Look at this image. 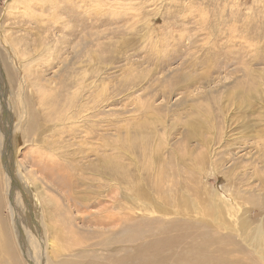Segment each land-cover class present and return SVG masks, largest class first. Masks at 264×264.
<instances>
[{
	"label": "rangeland",
	"instance_id": "374dc122",
	"mask_svg": "<svg viewBox=\"0 0 264 264\" xmlns=\"http://www.w3.org/2000/svg\"><path fill=\"white\" fill-rule=\"evenodd\" d=\"M98 1L101 6L95 4L94 8L88 0H0V61L13 69L10 76L0 62V264H15L10 256L13 248L25 264H60L74 249L84 246L78 244L80 238L91 243L95 240L93 231L98 228L76 222V212L72 214L76 221L71 220L70 225L77 228L80 237L64 232L62 214L68 212L67 207L52 214V223L40 207L34 213L36 202L32 195L26 196L22 185L26 183L23 176L34 165L30 163L32 156L45 147L37 149L47 143L52 146L56 139L55 117L62 113L61 107L73 90L67 88V93L60 95L62 79L67 81L71 66L75 70L72 78H80L92 68L84 57L86 42H92L103 57L99 68L105 69L109 85L104 108L110 119L111 149L115 150L114 142L123 136L117 126L142 116V108L149 105L150 117L138 119L136 124L154 123L152 130L157 135L151 144L163 140L165 148L155 162L161 156V163L175 168L167 170L163 182L171 214L156 212L148 216L157 223V236L187 235V244L205 238L208 254L240 261L251 259L244 254L249 251L253 260L264 264V253L253 250L251 243L253 231L264 228V0ZM5 5L7 14L3 12ZM90 21L94 23L92 28L87 26ZM8 37L24 56L26 91L22 67L12 46L4 42ZM40 85L46 112L37 106L36 89ZM77 94V108L84 109L86 97L80 90ZM23 95L32 125L26 129L23 126L12 136L13 124L25 119ZM46 114L50 127L36 141ZM68 138L63 143H71ZM55 145L60 143L56 141ZM127 159L125 163H131L133 169L134 160ZM133 173L137 182L148 176L143 169ZM37 176L39 201L53 195L61 202L51 179L39 173ZM231 190L238 199L229 194ZM229 210L238 211L233 220ZM173 222L180 226L165 231L164 226Z\"/></svg>",
	"mask_w": 264,
	"mask_h": 264
},
{
	"label": "bare ground",
	"instance_id": "6f19581e",
	"mask_svg": "<svg viewBox=\"0 0 264 264\" xmlns=\"http://www.w3.org/2000/svg\"><path fill=\"white\" fill-rule=\"evenodd\" d=\"M88 1L93 4L94 8H96L95 4L101 6V4L99 3L100 1L98 0H88ZM5 4L7 5V1L5 2ZM6 5L4 6L3 9L4 14H7L5 10ZM136 16H134V18ZM54 23L56 24V26L59 27L57 20L54 21ZM77 25H83L85 28H87L85 26L86 24L84 25V23H77ZM87 26L92 28L94 26V23L90 21V23L88 22ZM60 28L62 29L63 25ZM93 36L91 37L93 38ZM230 36L232 37L233 35ZM8 38L9 40H6L7 38L6 39L4 38L5 39L4 42L6 43L8 41L9 44L12 46L11 49L14 51L13 54L15 56V59L17 58V61L20 63L22 67V70L26 78V87H25V91H26L28 86V69L26 64L24 63V56L20 48L15 43V41L11 37ZM45 40H47V38H45ZM86 44L87 45L84 44V50H83L84 57L86 58L87 61H89V67L92 68H90L88 72L86 71L87 73L83 74V76H81L80 78H76V77L72 78L70 77V75L71 73H75V70L71 66L70 70L68 71V77H66L67 81H64V79H62L59 85L60 95H62L63 93L65 95V93H67V91H65L67 88L68 89L73 88V90L71 89L72 91L69 93L68 98H66L65 100L66 101L65 105L61 107L62 113L60 111L59 113L60 115L59 116L56 115L55 117L54 130H55L56 139L54 140L52 146L47 143L46 146L42 145L39 147V149H37V150H41L43 147H45L43 152L42 151L36 152L38 154V158H37V154H35L34 157L32 156L30 163L32 165L34 164L33 167L35 166V168L31 167V169H29L26 172V176H23L26 180V183L22 184L23 190L27 194L26 196L31 197L32 195L34 203L36 202V205L35 204L33 205L34 210L36 209V212L34 213H38L40 207V210L45 213L44 214L45 217H49L50 223H52L51 220L52 214H55V212L61 213L67 207L66 211L68 212L63 213L62 217L64 219V223L69 224V226H66L64 224V228L66 230L64 232H68L71 234V236H76L77 238L80 237L78 236L80 234L77 233V228L76 227L73 228L72 225H70L72 224L71 220L76 221V219L72 215L75 212L77 214L76 222L82 223V225L85 226H92L98 228L97 231H93L96 237L95 240L93 239L94 241H92V243L91 241L89 242V240H84L80 238L78 240V244H82L84 246L79 250H75L73 248L74 251L71 252L69 258L63 259L60 262V264H259V262L255 260L256 258L254 260L252 259V254L249 251H247L248 249L246 250L248 253H244V254L246 257L247 256L251 257V259L248 258L249 260L243 259L240 261H234L230 257H226L223 254L220 255L217 254L216 256H214L212 253L208 254L207 251L205 250L208 240H206L205 238L204 240L198 238L196 239V241L192 242L191 244H187L186 241L187 235L183 236L182 234H177V235L167 234L163 236L162 235L157 236L159 232V228L155 226L157 223L155 220L150 219L148 216L156 212H160L162 214H168L167 212L170 211L169 207H171L170 200H168L169 198L166 195L164 190L165 188L163 186V182L166 179L165 177L166 172L167 170H169V168L170 169L172 168L171 164L167 163L166 162L167 160L165 161L167 164L161 163L160 161L161 156H159L158 163L155 162L156 159L158 160L157 156L159 155V153H162L163 150L165 149L164 142L163 140H160L159 142L155 141L153 144H151L152 139L157 135L155 133L156 130L155 129L152 130L154 128L153 122L136 124L138 119L140 120L142 118L150 117L149 105H145V107L143 106L144 108H142L143 109V112H141L143 113L142 116L136 117L137 115L136 114L134 116L136 118L133 117L134 119L129 120L130 122H126L117 126L118 128H120L121 132L123 133L122 136L123 138L119 137L114 142L115 150L111 149V145L113 144H111L108 139L110 132L109 131L110 127L108 123L109 118L107 117V111L104 108L106 107L107 104L106 102L108 101L107 87L109 85L106 86L105 69L99 68L103 57L102 54L98 52V49L93 45L92 42H86ZM58 50L59 49L57 48L56 50L57 52L55 51L57 54H58ZM60 51L62 52V50ZM0 62L2 63L1 64L3 66L2 68L7 72H9L10 76L13 75V69L9 66V64L5 63L3 60H1ZM36 90H37L36 101L38 103L37 106L40 110L44 109L45 111L46 104L44 101L43 86L40 85V87H37ZM79 90L81 91V93H84L83 96L86 97L85 101L87 104L85 107H83L84 109L77 108L78 106L76 104L77 103L76 98L78 96L77 93L79 92ZM170 94L171 93H169V95ZM23 102L25 105V112H23L25 113V119L24 121L22 120L19 123L13 124L12 136L14 134H17L18 131L22 130L23 126H25L26 129L27 125L28 127L32 125V122L29 121L30 120L29 117L30 113L28 108L29 104L26 103V99L24 95H23ZM53 108L54 110L57 109V105L55 104V101H53ZM15 118L16 115L14 119ZM153 118L155 117L151 116V119ZM155 119H156L155 121L158 122L161 118L159 120L158 118ZM47 122H48V118L46 114L45 122H42V124L39 125L40 129L38 130L39 133L36 141L39 139V136L42 137L44 132L50 127L49 125L47 126L46 124ZM160 124H162V122H160ZM132 128H134L133 131H131ZM65 137H70L72 142L69 144L63 143ZM73 138L75 139L78 138V140L75 141L73 140ZM33 141H35L34 137L31 138V142ZM56 141L60 143V146L55 145ZM1 145L2 143L0 141V148L2 147ZM65 147L66 150L63 149ZM32 150L34 149L32 148ZM128 157L134 160V168L132 167L133 169H130V166H132L131 163L130 164L125 163ZM202 162H203L202 159H200L199 164H201ZM142 169L146 171L148 176H146L145 178L143 177L142 181L137 182L136 181L137 179L133 172L135 170L140 171ZM172 170H175V168H172ZM37 172L39 173V175H45L51 179L50 181H52L54 183V186L58 188V192L60 193L61 196V198L59 197L61 199V202L53 195H48L46 200L43 202L39 201L40 195L35 192V188H36L35 181L38 180ZM170 172L168 174H170ZM172 172L174 173V171ZM138 178L140 177L138 176ZM226 189L228 188H225V190ZM32 190L34 193L32 192ZM80 192L82 194L81 196H79ZM229 194L232 195L234 198H236V194L233 193L232 190L231 192H229ZM157 199H160L161 201L160 204L157 203L159 202V200L157 201ZM171 200H173L172 202H175L174 198ZM37 201L39 202L38 204ZM63 202H65L66 204H62ZM240 203L241 202H239V204ZM233 204H235L236 206V203ZM240 205L244 206L245 204L241 203ZM239 208L242 207L239 206ZM177 210L181 211L182 209L180 208ZM78 211H81V214L78 215ZM207 211H211V209H208ZM138 212H140V214ZM237 212L233 210H229L228 214L232 220L233 217H235V214H237ZM144 214L145 216H143ZM57 217H61V216L59 215ZM240 220L241 217H239V221ZM166 225L164 226L165 231L166 229L172 230L178 225V222L176 226L174 225V222L169 224L167 227ZM13 226L14 227L12 228L16 230V225ZM49 226L50 229L51 227H53L52 224H50ZM174 230H176V228ZM179 233H181V231ZM39 235L41 236V233ZM251 243L254 247L253 250L258 249L259 251L264 253V228L258 227L256 228L255 231H253ZM12 250L14 252H12L10 256L12 257L14 263L18 264L17 263L18 260L20 264H25L19 259L17 250H15V248H13ZM220 252L221 251H219V253ZM254 252L255 251H253V253ZM34 257L35 256H33V258ZM89 257H91L92 259L90 260ZM262 257H263L262 259H264V256Z\"/></svg>",
	"mask_w": 264,
	"mask_h": 264
}]
</instances>
